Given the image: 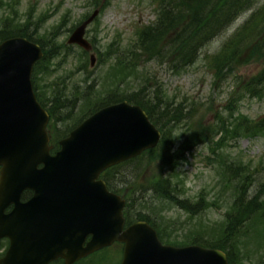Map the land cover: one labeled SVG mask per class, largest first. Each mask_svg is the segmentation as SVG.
Wrapping results in <instances>:
<instances>
[{"label":"rangeland","instance_id":"374dc122","mask_svg":"<svg viewBox=\"0 0 264 264\" xmlns=\"http://www.w3.org/2000/svg\"><path fill=\"white\" fill-rule=\"evenodd\" d=\"M246 1L232 21L201 47L191 65L172 68L162 59H142L135 67L122 69L117 59L128 62L130 52L137 51V32L155 22L160 0H102L98 4L97 0H0V29L25 25L48 51L34 73L41 101L50 105L61 94L72 102L55 114L60 132L110 92L150 97L151 105L158 103L155 113L167 105V118L159 117L156 125L162 127L169 144L174 143L173 149L180 148L179 160L173 168H164L157 151L145 152L117 168L115 178L129 193L131 207L148 216L171 241L219 238L225 212L232 211L235 188L243 181L250 196L259 190L264 198V128L236 136L228 131V125L243 117L256 121L264 116V96L253 95L246 87L263 68L264 57L250 47L243 48L237 61L217 75L212 63L246 19L251 16L246 21L249 27L264 23V0ZM95 9L98 14L86 29L95 55L91 65L89 52L66 40ZM200 129L204 131L198 134ZM225 163L241 167L228 173ZM159 175H170L180 197L194 205L201 201L196 214L176 207L152 189ZM237 231L229 239L235 264H264V216L254 214ZM122 248L121 242L113 243L74 264H119Z\"/></svg>","mask_w":264,"mask_h":264},{"label":"water","instance_id":"95a60500","mask_svg":"<svg viewBox=\"0 0 264 264\" xmlns=\"http://www.w3.org/2000/svg\"><path fill=\"white\" fill-rule=\"evenodd\" d=\"M97 14L77 24L67 43L90 51L85 32ZM42 55L23 36L0 42V237L10 239L0 264H72L113 241L123 242L120 264H228L219 248L162 243L145 220L124 228L125 200L99 175L158 143L160 131L141 106L121 100L100 107L50 153L49 115L31 82ZM26 189L32 194L22 200Z\"/></svg>","mask_w":264,"mask_h":264},{"label":"trees","instance_id":"16d2710c","mask_svg":"<svg viewBox=\"0 0 264 264\" xmlns=\"http://www.w3.org/2000/svg\"><path fill=\"white\" fill-rule=\"evenodd\" d=\"M100 1L102 0H97L96 3L98 4ZM243 1L244 0H160V9L155 18V22L138 30L137 51L130 52L128 62L117 59L119 61V67L122 69L133 68L138 65L139 61L142 59L145 61L162 59L172 68H185L191 65L198 57L201 47L232 21ZM247 1L249 2V0ZM263 10L264 8H262V11ZM251 15L254 17L255 14L252 13ZM248 19H246L245 22ZM245 22L243 26L232 34L222 49L213 56V67L217 70H215V75L222 73L228 67L232 66L237 61L243 48L250 47L253 51L264 57V23L262 26L256 28L249 27V22ZM249 33L250 35L247 36ZM11 36L27 37L30 40L38 42L43 49L42 58L33 66L31 79L36 97L49 113L47 130L50 136V144L52 145L51 151H55L59 147L58 141L67 135L68 131L82 119L95 109L111 102L126 99L130 103L140 105L147 112L150 120L154 124H157V119L159 117L167 118L168 108L166 104L162 105L163 108L158 110V113H155L153 108L155 106L157 108L158 103L153 102L151 105L149 101L151 99L150 97H138L134 92L116 96L110 92L105 99L102 98L99 102L88 108L87 112L72 126L67 128L65 132H60L57 126L58 118L55 114H58L60 108L65 109L72 106L71 100L58 94L55 98L50 100V105H45L41 101L37 92V86L35 85L34 73L38 64L48 56V51L44 49L43 44L40 43L38 39L34 38L32 32H30L25 25H17L13 28L5 25L0 29V41ZM84 52L86 53L85 50ZM246 87L253 95L264 96V65L263 68L246 83ZM154 96L156 95H153V98ZM158 99L162 102L160 97ZM57 101H60V103H57ZM155 114L157 115L155 116ZM68 115L69 113L65 114V120L70 118ZM156 126L159 128L161 136L154 148L142 152L137 157L107 168L101 175L110 190L126 198L123 211L126 223H130L136 219H144L156 229L158 237L164 243L174 245L198 244L205 247L220 248L226 252L228 263L235 264L234 258L232 257L233 248L229 239L234 236L233 234L238 232L237 229L240 230L244 225L248 224L254 214L264 216V198L260 197L259 190L250 196L247 193L245 181H243L242 184L240 183L238 188H235L237 193L231 206L232 211L230 213H228V211L225 212V224L224 227L220 228L221 236L217 239L207 240L200 236H194L192 239L184 242L168 240L162 236L157 224L151 221L142 211H135L131 207V198L127 196L129 193L124 189V184L119 183L115 178V175L118 173L116 171L117 168L134 162L136 159L142 157L145 152L157 151L160 164L164 168H173L180 158V148L173 149L174 143L171 142L169 144V139L164 135L162 127L159 126V124ZM262 128H264V116L256 121L243 117L242 120L235 123L232 127L228 125V131L234 136L238 135L240 132L248 133L252 130H261ZM219 129L218 131L221 132L222 128ZM203 131L202 129L198 130V134L203 133ZM240 167V164L232 165L231 163H225V169L228 173H235ZM261 188H264V182L261 184ZM152 189L159 192L170 202L172 201L176 207L185 209L192 215L196 214V208L201 204V201H197V205H194L186 198L180 197L177 194V184L172 181L170 175H159V177L154 180ZM30 194V190H25L22 193V199H26Z\"/></svg>","mask_w":264,"mask_h":264},{"label":"flooded vegetation","instance_id":"af4514ba","mask_svg":"<svg viewBox=\"0 0 264 264\" xmlns=\"http://www.w3.org/2000/svg\"><path fill=\"white\" fill-rule=\"evenodd\" d=\"M10 244V240L8 237H1L0 238V257L3 256L8 249Z\"/></svg>","mask_w":264,"mask_h":264}]
</instances>
